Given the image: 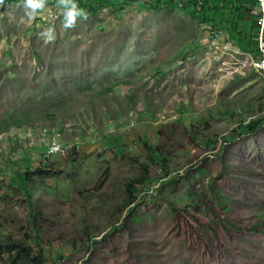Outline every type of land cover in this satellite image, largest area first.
I'll return each mask as SVG.
<instances>
[{
    "label": "rangeland",
    "instance_id": "rangeland-1",
    "mask_svg": "<svg viewBox=\"0 0 264 264\" xmlns=\"http://www.w3.org/2000/svg\"><path fill=\"white\" fill-rule=\"evenodd\" d=\"M159 2L69 28L59 0L0 3V264H31L17 239L40 264H264V85L213 22ZM43 125L64 153L20 137Z\"/></svg>",
    "mask_w": 264,
    "mask_h": 264
},
{
    "label": "trees",
    "instance_id": "trees-1",
    "mask_svg": "<svg viewBox=\"0 0 264 264\" xmlns=\"http://www.w3.org/2000/svg\"><path fill=\"white\" fill-rule=\"evenodd\" d=\"M6 1V0H5ZM13 1V0H12ZM126 2V0H75L78 7L84 8L87 11H94L96 8L105 5L107 2ZM136 3H141L144 5H150L152 7L157 6L160 4L159 0L156 1V4L147 2L146 0H129ZM200 0H184V2L180 3L179 0H170V3L175 5H180L184 10H186L189 14L193 17L213 22V25H217L222 29L223 28L220 24H224L229 32V37L232 42L237 43L241 49L244 51L255 52V26H254V19L251 14V9L253 6L254 0H216L213 4L211 1L214 0H203L200 2L199 8H197V4ZM250 17L248 21L249 24H246L245 17ZM248 26V27H247ZM247 27V28H246ZM260 121H253L247 125L249 128L252 124L255 123L258 125ZM37 170V169H36ZM33 172V171H32ZM30 174L29 171H24L21 173V181L24 183L26 182V177ZM146 176V174H145ZM144 175H141L137 178H134L133 181L127 182L125 185L126 195L124 198V204L121 207L122 209L128 207L136 200V192L134 190L135 183H144L147 178ZM107 179L106 174L103 175L99 184H103L104 181ZM31 219L33 220V225H35L34 214L31 215ZM6 249L5 252L9 258L14 260H21L31 264H40L43 263V258L41 256V252H32L31 248L27 245L25 241L22 240H13L11 244H5Z\"/></svg>",
    "mask_w": 264,
    "mask_h": 264
},
{
    "label": "built area",
    "instance_id": "built-area-1",
    "mask_svg": "<svg viewBox=\"0 0 264 264\" xmlns=\"http://www.w3.org/2000/svg\"><path fill=\"white\" fill-rule=\"evenodd\" d=\"M201 1H199L200 3ZM251 14L254 19V38H255V50L258 51V68H264V23L261 21L264 20V5H262L261 0H254V4L251 9ZM208 38L220 39V41H225L227 38H230L228 32L221 27L216 26H208ZM222 36H225L222 37ZM20 137L23 139V131ZM44 144H52V146H58L56 151H53L51 154L55 156L60 153H64L67 147H64L63 142L59 139V134H54L53 141H33V138L28 139V145L31 147H35L40 154V157L43 159L51 158L44 157Z\"/></svg>",
    "mask_w": 264,
    "mask_h": 264
},
{
    "label": "bare ground",
    "instance_id": "bare-ground-1",
    "mask_svg": "<svg viewBox=\"0 0 264 264\" xmlns=\"http://www.w3.org/2000/svg\"><path fill=\"white\" fill-rule=\"evenodd\" d=\"M228 45L229 44H225L224 47L226 49H228ZM217 48H219V47L217 46ZM230 50H232V49H230ZM234 52L244 55L243 65L248 64L252 69L256 70L259 73L258 75L260 76L262 84L264 85V68H258V51L250 52V51H240V50L235 49ZM22 131H23V136L25 138H27V139L33 138V141H40V140H42V141H53L54 140V134H59V139H60V135H61L59 129L57 127H54V126H48L47 127V126L43 125V126H39V127H31V128H26V129L22 128L21 134H22ZM61 142H63L62 138H61ZM63 144H64V142H63ZM52 147H53L52 144H44V157H51V154L53 153V151H50V149ZM64 147H66L65 144H64Z\"/></svg>",
    "mask_w": 264,
    "mask_h": 264
},
{
    "label": "clouds",
    "instance_id": "clouds-1",
    "mask_svg": "<svg viewBox=\"0 0 264 264\" xmlns=\"http://www.w3.org/2000/svg\"><path fill=\"white\" fill-rule=\"evenodd\" d=\"M3 3V0H0ZM63 15V24L65 28L73 27L76 23L78 17L82 19L88 18V12L81 7L77 6L75 0H59ZM262 5H264V0H261ZM23 7L27 11L29 16H35L36 10L43 7V0H23ZM264 23V20L261 21ZM41 35L45 36L46 40L54 39L51 29H45ZM58 146L54 145L50 151H56Z\"/></svg>",
    "mask_w": 264,
    "mask_h": 264
},
{
    "label": "crops",
    "instance_id": "crops-1",
    "mask_svg": "<svg viewBox=\"0 0 264 264\" xmlns=\"http://www.w3.org/2000/svg\"><path fill=\"white\" fill-rule=\"evenodd\" d=\"M253 4H254V2H253ZM229 40H230V38H229ZM232 43H233V45L240 47L237 43H235V42H232ZM240 49H241V47H240Z\"/></svg>",
    "mask_w": 264,
    "mask_h": 264
}]
</instances>
